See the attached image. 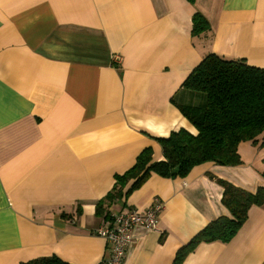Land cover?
I'll return each mask as SVG.
<instances>
[{"label": "crops", "instance_id": "0c3cea01", "mask_svg": "<svg viewBox=\"0 0 264 264\" xmlns=\"http://www.w3.org/2000/svg\"><path fill=\"white\" fill-rule=\"evenodd\" d=\"M209 29L192 35V15ZM214 53L264 68V0H0V264L56 255L102 264L95 205L156 138L196 129L173 104ZM241 163L205 162L185 177L152 174L110 212L164 208L156 229L135 226L123 264H173L219 216L226 180L264 187V143L238 145ZM182 264H264V203L227 243H201Z\"/></svg>", "mask_w": 264, "mask_h": 264}, {"label": "trees", "instance_id": "16d2710c", "mask_svg": "<svg viewBox=\"0 0 264 264\" xmlns=\"http://www.w3.org/2000/svg\"><path fill=\"white\" fill-rule=\"evenodd\" d=\"M193 2L194 0H187ZM209 29L200 14L192 15V35ZM191 92L190 101L173 104L196 129L172 130L158 137L164 159L153 161L152 149H143L134 164L116 174L110 191L95 205V213L110 218V207L127 198L152 175L164 178L185 177L190 170L205 162L219 165L241 163L238 145L243 141L262 139L264 143V68L214 53L205 55L182 83ZM223 187L221 202L230 216H219L182 245L173 264H182L186 256L201 243L229 242L248 217L249 209L264 203V187L254 193L218 179ZM25 264H70L56 255L31 259Z\"/></svg>", "mask_w": 264, "mask_h": 264}, {"label": "built area", "instance_id": "2783aa9c", "mask_svg": "<svg viewBox=\"0 0 264 264\" xmlns=\"http://www.w3.org/2000/svg\"><path fill=\"white\" fill-rule=\"evenodd\" d=\"M163 208V201L155 198L151 206L144 211L130 208L111 212L110 218L93 231V234L101 236L107 244H110L109 256L102 264H123L135 226L156 229Z\"/></svg>", "mask_w": 264, "mask_h": 264}]
</instances>
